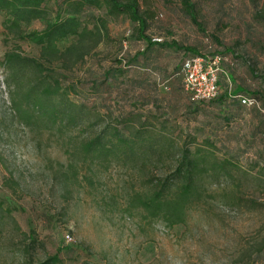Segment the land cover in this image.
Returning <instances> with one entry per match:
<instances>
[{
	"label": "rangeland",
	"instance_id": "1",
	"mask_svg": "<svg viewBox=\"0 0 264 264\" xmlns=\"http://www.w3.org/2000/svg\"><path fill=\"white\" fill-rule=\"evenodd\" d=\"M190 1L198 25L181 0H140L146 34L204 52L228 49L218 67L224 103L192 111L178 74L189 52L147 48L130 19L106 16L104 5L82 13L104 34L69 81L102 125L120 127L122 117L139 113L176 149L202 145L228 161L229 176L207 178L184 223L168 226L133 199L173 171L176 156L144 165L82 161L83 128L25 126L12 117L0 64V199L11 210L0 226V264L38 263L56 253L58 264H264V0ZM3 18L0 61L16 43L22 54L37 55L33 44L3 34ZM41 28L39 21L29 26ZM106 71L116 75L111 81L109 74L111 86ZM234 95L257 104L240 106Z\"/></svg>",
	"mask_w": 264,
	"mask_h": 264
},
{
	"label": "trees",
	"instance_id": "2",
	"mask_svg": "<svg viewBox=\"0 0 264 264\" xmlns=\"http://www.w3.org/2000/svg\"><path fill=\"white\" fill-rule=\"evenodd\" d=\"M49 2L54 11L50 10ZM100 5H104L108 17L127 16L135 24L137 39L146 43L147 48L159 45L161 48L189 52L178 67L181 77V66L185 58H212L215 55L225 57L224 51L228 50L204 52L194 47L179 45L176 41H163L161 37L160 42L153 41L154 37L146 34L148 21L140 11V0H0V13L4 17L1 23L3 34L12 40L33 44L38 50L35 56L24 55L20 51V45L16 43L4 53L0 61L7 73L5 82L11 90V115L16 116L18 122L25 126L83 128L86 135L78 154H81L82 161L85 162L97 161L100 165H105L112 161H124L144 165V160L176 156L173 171L155 188H147L142 195H135L133 201L143 207L148 216L160 218L168 226L183 224L186 207L200 194L203 182L210 176H229L228 170L225 169L226 163L229 162L221 161L215 153L202 145L176 149L172 142H167L159 132L150 130L147 124L149 122L142 120L143 117L139 113L122 117L119 121L120 127L102 125L89 103L80 100L82 94L78 93L74 83L69 81L68 72L85 58L104 34L98 28H89L82 19L86 8ZM181 5L190 20L198 25L194 4L190 0H181ZM36 21L41 22L42 28L29 29ZM224 62L223 60L222 63ZM109 74L112 76L111 81L116 75L105 72L104 81L110 85ZM104 81L95 85V93L100 92L97 88ZM63 82H67V86L63 87ZM218 86V95L208 101H194L191 94L186 92L189 102L193 104L192 111L198 112L200 104L204 102L215 106L224 103L227 93H220L219 78ZM234 98L240 106H245L236 95ZM228 118L225 117L226 120H229ZM93 127L97 128L95 132H87ZM203 145L214 146V143L205 139ZM1 159L0 156V162ZM10 211L0 199V226L4 224L3 219L11 218ZM58 262L56 253L38 263L29 260L28 264Z\"/></svg>",
	"mask_w": 264,
	"mask_h": 264
},
{
	"label": "built area",
	"instance_id": "3",
	"mask_svg": "<svg viewBox=\"0 0 264 264\" xmlns=\"http://www.w3.org/2000/svg\"><path fill=\"white\" fill-rule=\"evenodd\" d=\"M161 40L160 37L153 38V41L156 42ZM223 60L225 57L220 55H215L212 58L192 56L183 60L181 66L183 85L194 101H208L218 95V67ZM236 97L243 105L257 104L245 96L236 95ZM67 240H70L69 236H67Z\"/></svg>",
	"mask_w": 264,
	"mask_h": 264
}]
</instances>
